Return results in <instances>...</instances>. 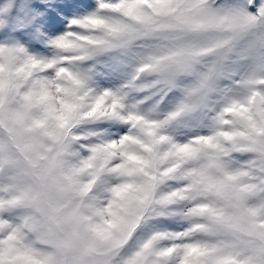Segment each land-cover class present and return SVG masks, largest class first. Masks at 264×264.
I'll return each mask as SVG.
<instances>
[{
	"label": "snow or ice",
	"instance_id": "obj_1",
	"mask_svg": "<svg viewBox=\"0 0 264 264\" xmlns=\"http://www.w3.org/2000/svg\"><path fill=\"white\" fill-rule=\"evenodd\" d=\"M0 264H264V0H0Z\"/></svg>",
	"mask_w": 264,
	"mask_h": 264
}]
</instances>
